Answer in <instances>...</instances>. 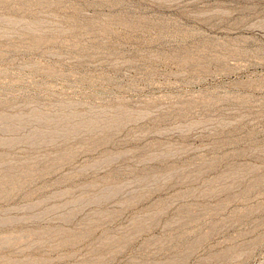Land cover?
<instances>
[{"label":"rangeland","instance_id":"374dc122","mask_svg":"<svg viewBox=\"0 0 264 264\" xmlns=\"http://www.w3.org/2000/svg\"><path fill=\"white\" fill-rule=\"evenodd\" d=\"M0 264H264V0H0Z\"/></svg>","mask_w":264,"mask_h":264}]
</instances>
